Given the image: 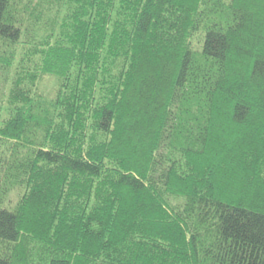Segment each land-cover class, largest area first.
<instances>
[{"label":"trees","instance_id":"obj_1","mask_svg":"<svg viewBox=\"0 0 264 264\" xmlns=\"http://www.w3.org/2000/svg\"><path fill=\"white\" fill-rule=\"evenodd\" d=\"M0 264H264V0H0Z\"/></svg>","mask_w":264,"mask_h":264},{"label":"rangeland","instance_id":"obj_2","mask_svg":"<svg viewBox=\"0 0 264 264\" xmlns=\"http://www.w3.org/2000/svg\"><path fill=\"white\" fill-rule=\"evenodd\" d=\"M54 85V80L50 79V78H46L45 80H43V89L48 92L49 89H51ZM15 197V196H14Z\"/></svg>","mask_w":264,"mask_h":264}]
</instances>
